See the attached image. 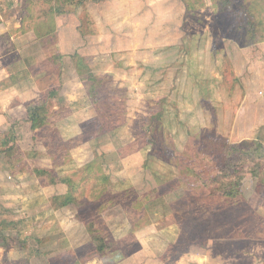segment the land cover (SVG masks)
Listing matches in <instances>:
<instances>
[{
	"label": "rangeland",
	"instance_id": "1",
	"mask_svg": "<svg viewBox=\"0 0 264 264\" xmlns=\"http://www.w3.org/2000/svg\"><path fill=\"white\" fill-rule=\"evenodd\" d=\"M2 35L51 113L82 95L37 141L27 109L0 124V264H264V0H0Z\"/></svg>",
	"mask_w": 264,
	"mask_h": 264
},
{
	"label": "trees",
	"instance_id": "2",
	"mask_svg": "<svg viewBox=\"0 0 264 264\" xmlns=\"http://www.w3.org/2000/svg\"><path fill=\"white\" fill-rule=\"evenodd\" d=\"M77 67H78L77 71L79 73V76L82 79V82L85 86V89L87 91L89 99L91 100V102L98 101L96 98V96L98 94L97 84L101 83L102 81L99 80L93 74H91L90 70L88 68H83L82 65H79ZM49 96L56 97L57 91L56 90L50 91ZM59 105H60L59 110L52 112V113L50 112V110H49L50 108H49L48 104L46 103V101H42V102L32 101L26 105V108L29 112V121L32 125V129L34 132V137H33L34 141L41 139L42 136H41L40 131L42 132L45 129V126L52 124V122H51L52 119L50 118V116L51 117H59V118L64 116L65 109H67L68 106H64V103H59ZM47 113H49L48 117L46 116ZM96 136H98V134ZM246 144L247 143H245V145ZM243 145H244V143L240 147H232V151H237V150L240 151ZM259 147H260L259 150H260V152L264 158V145H260ZM8 151L9 150H7V152H5L6 156L8 154ZM241 152H244V150H242ZM9 154H12V153H9ZM11 156H12V158H14V155H11ZM229 168L231 170L229 172V175H228V178L230 180L225 184V186L218 185L217 187H215L216 189H213L211 191V195H216V197L218 199L224 198V199H226L227 202L236 199V196H235L234 191H233L234 190L233 189V182H234L233 178L236 176L237 173L238 174L240 173L237 169L239 167H229ZM48 170L50 171V169H39V172L44 174ZM55 176L58 178L57 175H55ZM55 180H56V178H55ZM59 180L57 179L55 182H53L52 185H55V186L60 185V184L67 185L68 193L64 196H57L56 198H53L54 202L55 201L56 202H62V204L57 205V206H61V207H56L57 208L56 210L62 209V208H67L74 203L78 204L79 199L74 196V194L76 193V190H77V185H75V183H73L70 179H63L60 181ZM218 209H220V208H218ZM90 225L92 228L94 225V222L91 223ZM88 230L90 231V229H88ZM90 234H91L90 235L91 239L97 244V252L100 255V257L101 256L105 257L107 254L113 253V252H116L119 250L114 239L112 237H110L109 235H106V234L103 235L101 233L99 235V233H96L94 231L93 232L90 231Z\"/></svg>",
	"mask_w": 264,
	"mask_h": 264
},
{
	"label": "crops",
	"instance_id": "3",
	"mask_svg": "<svg viewBox=\"0 0 264 264\" xmlns=\"http://www.w3.org/2000/svg\"><path fill=\"white\" fill-rule=\"evenodd\" d=\"M4 35L0 36V41H1V47H4L6 43H4L1 39L4 40ZM8 39V38H7ZM9 56V51L4 52L0 54V76H3L2 78L0 77V124L5 126V124H8L9 121V116L11 115L13 118L17 117V119H20L18 117L19 113H22L26 111V105L29 102L32 101H38L37 99L39 98V88L40 85H38L39 81L41 80L42 74L40 73H33L32 68L34 67H27L25 64H23V68L19 69L16 73H11L10 72V67L11 63L4 64L3 60L4 58ZM21 76L22 78H30L28 88L23 89L20 87L17 78ZM27 85V82H26ZM84 85V84H83ZM78 94L75 95V93L72 94L73 99H71V95L64 93L61 91V96L60 98L66 102L65 106H68L69 104H72L77 101L78 97L82 95V92L80 90V87ZM13 93L14 96H10V94ZM82 97V96H81ZM80 97V98H81ZM11 100V101H10ZM12 101H16L13 106L10 105ZM18 101V102H17ZM60 106V105H59ZM22 109H24L22 111ZM58 107L54 108L53 111H58ZM58 189H61L59 192L55 194L53 192V195L51 198L55 196H64L68 193V187L66 185H57L55 186Z\"/></svg>",
	"mask_w": 264,
	"mask_h": 264
}]
</instances>
